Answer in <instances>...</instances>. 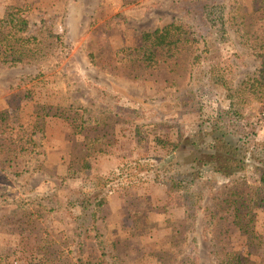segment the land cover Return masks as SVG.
I'll use <instances>...</instances> for the list:
<instances>
[{"label":"rangeland","instance_id":"374dc122","mask_svg":"<svg viewBox=\"0 0 264 264\" xmlns=\"http://www.w3.org/2000/svg\"><path fill=\"white\" fill-rule=\"evenodd\" d=\"M131 1L134 3L122 7L123 0H0V16L12 12L26 16L30 23V31L16 39L17 51L12 63L0 64V113L5 119L1 124L6 123L5 130H8L2 138L12 134L15 140L18 126L29 132L43 123L45 157L39 156L28 164L32 168L38 164L36 161L46 158L43 170L53 176L36 173L15 179L12 173L16 169L8 173L4 172L7 166L0 165V169L3 167L0 170V257L6 258V264H27L31 250L43 240V231L49 234V239L56 240V245L47 249L54 255H44L45 250L36 247L34 256L44 264H74L76 248L72 242L80 243V254L85 261L103 256L105 264H215L213 256L208 255L212 249L203 231L207 210L213 205L211 199L204 203L206 210L197 216L193 233L184 210L168 204L166 188L156 179V174L163 176L161 165L166 162L159 160H166L167 151L178 139L187 138L186 146L199 139L203 148H215L218 140L240 146L243 126L238 119L216 122L214 118L226 104L217 103L218 96L214 93L202 100L200 114L179 113L174 102L179 94L170 87L169 75L152 76L142 86L130 81L128 69L117 72V58L127 48L138 45L140 32L164 27L177 17L170 9L169 0ZM242 6L255 12L259 8L250 0ZM262 14L255 16L262 17ZM250 43L251 50L264 53V37ZM87 46L96 48L94 54L99 59L96 64L88 59ZM233 50L234 47L230 50L227 46L224 52L229 55L223 62L225 70L231 68ZM246 64L247 68L240 70L242 75L255 70L252 60L247 59ZM89 85L119 90L120 101L116 98L110 105L96 102L90 96ZM69 104L90 109L88 122H93L81 123L76 112L68 110ZM242 112L243 123L252 124L256 140L261 141L264 126L260 116L264 101L248 98ZM59 117L68 118L69 122L76 118L78 122L61 125ZM162 121L164 124L154 127ZM96 137H103L114 153L99 157L98 172L102 180L88 200L78 198L83 206L97 209L93 225H80L76 220L82 215L79 207L71 211L66 208V195L79 191L80 179L70 178L64 171L68 170L70 160L87 155L86 142ZM244 154L249 156L248 152ZM192 156L187 149L176 158L187 163ZM60 158L66 166L57 171L54 167ZM76 167L77 164L72 169ZM202 172L211 181L207 176L209 169L204 168ZM211 182L215 192L231 184L215 178ZM239 184L229 195L236 208L246 213L242 222L246 224L249 241L239 236V244L242 248L244 244H252L251 261L262 258L264 262V201L258 206L250 183ZM27 188L33 193L23 194ZM15 192L22 199L32 196L42 202L45 197H51L43 203L57 211L37 229L27 231L19 203L9 197ZM260 193V199L264 198ZM169 207L173 209L170 211ZM135 212L140 214L134 216ZM46 257L48 263L44 262Z\"/></svg>","mask_w":264,"mask_h":264},{"label":"trees","instance_id":"16d2710c","mask_svg":"<svg viewBox=\"0 0 264 264\" xmlns=\"http://www.w3.org/2000/svg\"><path fill=\"white\" fill-rule=\"evenodd\" d=\"M123 1L122 7L134 3L131 0ZM244 1L247 0H169L170 9L177 13V17L164 27L140 32L138 45L127 48L125 54L118 57L115 62L117 72L128 69L130 81L139 85L146 83L152 76L169 75L172 79L170 87L175 89V94H179L174 100L179 113L200 114L203 107L202 100L214 93L216 97L218 96L217 103L226 104L225 108L219 110L218 117L214 118L217 119L216 122L231 118L238 119L242 123V145H231L218 140V147L203 148L199 139V142L193 141L186 146L187 138H180L167 151L166 160H159L166 162L161 165L163 176L156 174V179H159L166 188L168 204L175 206L177 210L179 208L184 210L193 233L196 232L197 216L200 211L206 210L204 203L211 199L213 205L210 210H207V221L203 231L207 233L206 236L209 239H206V242H210L212 249L208 255L213 256L215 264H264L262 258H259L258 262L251 261V252L252 254L254 252L252 244H244L243 247L246 249L239 244V236H244L246 241H249L246 224L242 222V217L246 216V213L237 209L229 199L231 190L241 186L239 183L243 185L250 183L252 196L258 198V206L264 201V198L260 199V192L264 195V137L261 141L256 140V130L248 121L243 123L242 112L248 98L264 101V53L251 50L250 43V40L264 37V0H250L251 4L256 2L259 7L258 12L243 7ZM260 12H263L262 17L255 16ZM259 22L262 23L259 25ZM29 31L30 23L26 16L12 12L0 16V64L12 63L13 55L17 51L16 39L25 36ZM227 46L230 50L234 47L230 54L231 68L229 70L223 68V62L229 57L228 54V56L224 55ZM95 50L96 48L93 50L87 46L86 54L92 64L99 61L94 54ZM247 59L255 63V70L242 75L240 70L247 68ZM88 89L91 98L98 103L110 105V101L116 98L117 102L120 101L119 90H109L99 85H89ZM201 93L202 96H200ZM68 110L76 112V118L79 117L81 123L93 122H88L91 110L82 105L69 104ZM87 114L89 118L86 120ZM170 115L171 119H175L174 114ZM76 118L71 119L70 122H78ZM4 120L0 113V165L7 166L4 172L12 168L16 169L12 173L15 179L36 173L53 177L48 174L50 172L43 170L46 158L36 161L38 164L35 167L30 168L28 164V161L32 162L39 156L45 157L42 142L45 136L43 123L37 124L29 132L22 126H18L16 139L12 140V134L2 138L8 133V130H5L6 123L1 124ZM58 121L61 125L70 124L68 118L59 117ZM161 124H164L163 121L154 127ZM38 134L40 135L37 138ZM156 139L162 141L160 138ZM212 139L216 140L214 136ZM106 143L103 137L87 140V155L70 160L68 170L64 171L69 173L70 178L80 179L79 191L69 192L66 195V208L71 211L79 207L82 212V215L76 218L80 225L95 223L97 209L89 205L83 206L78 198L83 197L88 200L102 180L98 172L99 157L114 153L111 146ZM187 149L192 152V159H189L187 163L178 162V154ZM244 152H248L249 156ZM159 161L157 160L158 163ZM22 164L23 167L20 169ZM75 164L77 167L73 170L72 167ZM165 164L168 165L163 167ZM65 166L63 158H60L54 168L59 171ZM204 168L209 169L207 176L211 181L215 178L218 182L222 180L231 184L215 192L214 185L202 172ZM165 173H168L166 177H164ZM55 177L59 178L58 173ZM32 193V189L27 188L23 194ZM9 197L19 203L26 219L27 231H34L42 224V221H47L57 211L56 208L43 203L49 201L51 197H45L43 202L40 198L36 199L32 196L22 199L17 192ZM5 200L8 201L6 197ZM87 208L91 211H87ZM168 209L171 211L173 208ZM139 214L135 212L134 216ZM82 216L85 217L84 220ZM55 245L56 240L49 239V234L43 231V240H39L36 247L44 249V255L51 256L54 254L47 249ZM71 245L76 248L73 256L74 264H105L103 256L98 260H83L80 254V243L72 242ZM36 247L31 250L25 263L44 264L34 256L37 253ZM48 261L47 257L44 258L45 263ZM0 264H6V258L0 257Z\"/></svg>","mask_w":264,"mask_h":264},{"label":"built area","instance_id":"2783aa9c","mask_svg":"<svg viewBox=\"0 0 264 264\" xmlns=\"http://www.w3.org/2000/svg\"><path fill=\"white\" fill-rule=\"evenodd\" d=\"M260 122L264 126V112L260 116Z\"/></svg>","mask_w":264,"mask_h":264}]
</instances>
